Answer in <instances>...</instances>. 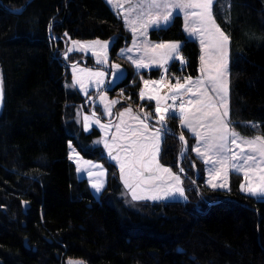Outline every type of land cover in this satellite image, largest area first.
<instances>
[{
    "label": "trees",
    "instance_id": "1",
    "mask_svg": "<svg viewBox=\"0 0 264 264\" xmlns=\"http://www.w3.org/2000/svg\"><path fill=\"white\" fill-rule=\"evenodd\" d=\"M26 1L0 0V264H264V200L238 191L237 181L228 190L193 192L188 201H140L131 209L95 199L69 158L71 141L83 156L111 166L101 147L87 145L96 129L79 133L65 121L78 103L97 112L64 85L70 73L58 55L66 39L114 38L111 58L126 75L102 90L112 96L124 90L134 105L151 107L154 101L138 97L141 82L169 76V83L184 84L199 72V46L184 36L180 21L147 35L182 40L178 55L185 63L171 59L137 75L116 55L136 34L105 0H30L12 10ZM225 11L215 4L230 39V122L246 136L264 135V0H228ZM166 122L175 133L181 128L177 118ZM183 135L189 151L192 139ZM180 142L164 134L161 163L175 167ZM118 188L108 174L107 189Z\"/></svg>",
    "mask_w": 264,
    "mask_h": 264
},
{
    "label": "snow or ice",
    "instance_id": "2",
    "mask_svg": "<svg viewBox=\"0 0 264 264\" xmlns=\"http://www.w3.org/2000/svg\"><path fill=\"white\" fill-rule=\"evenodd\" d=\"M215 0H135V3H130L125 10L123 5H117L113 3V0H106L114 9L117 10V15L123 16L125 26L129 27L135 34L137 29L136 25L140 27V35H145L148 28H159L162 25L166 26L173 18V12L171 9L178 8L185 12V30L190 35L199 34L201 36L202 49L211 48L212 52L216 54V61L212 62L211 57L206 59L205 55L201 56V73L202 77L192 80L190 77L185 80L184 84L180 83V78H176V84L169 88L170 95L165 96H149L148 99L156 100V114H158V123L161 127L156 128L149 135V125L145 123V120L149 118L151 114H146L144 120H140L142 128L129 129L131 132L132 147L127 149L131 152V157L128 158L127 164L125 161H120L121 179L124 186L131 193V199L134 201L150 199L161 200L168 198H184L185 189L182 186L181 176L173 173L170 168L160 165L158 160V154L160 151L159 142L162 139L163 132L167 131L166 115L170 114L173 118L176 116L175 104H167V100L177 101L179 98V111H180V123L185 128L190 130L197 138V145L192 149L198 156L204 158L205 163L213 165L209 169L210 179L207 181L209 186L215 188H225L229 186L225 183H213L212 173H216L217 176L223 172L224 176H227L229 171L236 173H242L247 180L249 177V171L247 169L258 170L261 175L259 180L261 183L256 187H245L241 184V190L249 193L250 195L257 196L261 200H264V136H256L252 139H245L240 136L235 130L230 127V121L228 119V108L226 103L227 97V46L229 43V37L220 30L216 24L212 15V5ZM190 10V11H189ZM191 24H198L200 27H191ZM68 34L65 33V36ZM207 36L209 43L206 44L204 37ZM109 41H91L81 43L79 41H71L72 47L67 49L65 56L68 52L73 50L87 51L94 46L106 50L109 46ZM135 46V44H134ZM152 49H164L163 55L166 60L180 59L181 63H185L182 57H179V42H170L164 44L153 45ZM125 50H121L123 54ZM127 51H131L128 49ZM98 63H107V56L105 54L104 59L99 58L97 53ZM131 59V57H129ZM156 62V61H154ZM166 62V61H165ZM132 63L137 68L148 67L142 61L132 60ZM116 69L113 75V81H110V86L114 84L115 80H118L123 72L120 71V65L116 64L112 66ZM74 71L76 65H73ZM80 72L88 71L91 76L98 77L96 81L97 85L103 84V77L105 73L103 71L91 72L87 69H79ZM207 77V85L210 86V90L215 93L218 100L213 101V98L209 95V88L205 87V80L203 77ZM145 85L149 84V81H144ZM157 83V82H153ZM74 84H80L81 88L84 85L81 80L74 77ZM193 86L196 87V91L193 93ZM203 89V90H202ZM86 91V90H85ZM192 93L197 99H191L188 101L193 107L191 110H186L184 107V100L182 93ZM140 96L143 99L145 92L141 90ZM161 101H164V106L161 107ZM119 101L112 100L110 103L115 105ZM110 113L111 109L105 106ZM127 112H131L132 109H126ZM95 115V114H94ZM123 117L124 113L118 114ZM85 121L89 120V117L84 118ZM139 120V117H134ZM100 123L99 119L95 121ZM102 128L108 127V125H100ZM256 127V125H251ZM120 126L117 125L119 131ZM199 129H204L203 132ZM87 130V125H86ZM116 137H113L115 140ZM154 139V144H149L148 141ZM179 139L184 142V149L181 150V155L187 150V141L183 134ZM241 145L247 146L241 148ZM105 147H108L105 144ZM239 148V151H235ZM203 149V150H202ZM109 155H112V150L109 148ZM214 157V158H213ZM70 159L73 156L70 155ZM113 159H118L117 156H113ZM102 167V166H94ZM127 168V170H126ZM77 171H82L81 168H77ZM180 173L184 172L183 168L179 169ZM147 174V175H146ZM254 174V173H253ZM89 177H92L91 171L88 172ZM103 175H100L92 181V188L97 194H99L103 187ZM99 181V182H97ZM251 183V181H249ZM139 190V191H138ZM71 264V262H70Z\"/></svg>",
    "mask_w": 264,
    "mask_h": 264
},
{
    "label": "rangeland",
    "instance_id": "3",
    "mask_svg": "<svg viewBox=\"0 0 264 264\" xmlns=\"http://www.w3.org/2000/svg\"><path fill=\"white\" fill-rule=\"evenodd\" d=\"M226 2H228V0H215V2L212 5V15L215 19L216 24L219 26L220 30L223 31L224 34L228 36V34L218 24L215 13H214V7L216 4L218 11L221 14L225 15ZM113 3L117 4V5H123L124 9L126 10L130 3H135V0H113ZM109 6L117 12V10L114 9L110 4H109ZM171 11L173 12V18L169 24H167L166 26L162 25L159 28L150 27V28H148V30H152V31H157V30H161V29L165 30L168 27H170L174 23L175 20H179L181 30H182L184 36L187 39L195 40L197 42L199 49H200V58L202 55H205L206 59H209V57H211L212 62H215L216 61V54L214 52H212L211 48L209 47V48L202 49L201 42H200L201 36L199 34L190 35L189 32H187L185 30V26H184L185 25V12H184V10L174 8V9H171ZM123 23H124V20H123ZM190 26L191 27H197V28L200 27L198 24H191V23H190ZM136 29L140 31L139 25H136ZM141 37H144L146 40L142 41V39H141V42L136 43L135 39L133 38L134 40H132V42L118 48L116 50V55H117V58L120 60V62H123V61L128 62L129 61V63L131 65H133L132 60L142 61L144 64L148 65V67H144L143 70L149 69V71L153 70V69H157L159 66H162L164 63L168 62V60H166V57L163 55L164 49L153 50L152 49L153 45L170 43V42H179V44L182 45V42H183L180 39H154V38L150 39L147 35V32L145 35H141ZM204 39L206 41V44L209 43V39L207 36H205ZM96 40H99L101 42L109 41L110 43H109L108 48L106 50H104V49L100 48L99 46H94L87 51L73 50L71 52H68L67 56H65L67 49L70 46L72 47L71 41H79L81 43H86V42H91V41H96ZM113 42H114V38H108V39L93 38V39H86V40H68V42L65 44L64 48L61 50V52L63 53L62 55L68 61V63H65V62L64 63L68 67V73H70V76L65 80V83H64L66 89L69 91L77 90L81 94V96L83 97L84 103L86 102L87 104H89V105L93 106L95 109H97V112H94V110L86 109L84 104L78 103L65 116V121H67V122L72 121L74 124L76 123L79 133L83 131L84 133L89 134V133H91V131L93 129H96L98 131V135L94 136L93 139H91L87 145L90 148L101 147L103 149L104 155L107 158V161L111 164V166L109 167L107 164L104 163V161H102L100 159L89 158V157L83 156L80 153V151L78 150V148L76 147V145H74L71 141H69L68 142L69 157H70V155L73 156L71 161H73L75 163L76 169L78 167L82 169V171H80V172L77 171L78 176L80 178H84L87 180L88 185H89L95 199H97V200L106 199L107 201H109L113 204H117V203L121 202L124 206L129 207L131 209H137L138 208L137 204L140 201H150L151 202V201H167V200H176V199L181 200V201H188L189 194H191L193 192L196 194V192H198V191L200 192L203 188H212L211 186H209L207 181L210 179L209 169L211 167H213V165L205 163L204 158L198 156L197 153L192 150L197 145V138L194 136V134L190 130H188L183 125H181L180 114H179L178 119H179V124H180L181 128L179 127L177 134H179V135L185 134L186 139L191 138L192 141L190 140V142H189L191 148L188 151V149H189V146H188L187 150L184 152V154L181 155V150L183 149V144L181 142H180V144L178 143V146H177V144H175V149L177 152L176 157H175V163H176L175 167L172 168L170 166L164 165L160 161V153H161L160 151H161V146H162V140H163L164 134H166L165 132H163L162 139L159 142L160 151L158 154V160H159L160 165H162L163 167H166V168H170L173 173L179 174L181 176L182 186L185 189L186 199L178 198V197L177 198L161 199V200L144 199V200H139V201H134L131 199V193L128 191V189L125 188L123 180L121 179L120 161H125L127 164L128 158L131 157V152L127 151V149H129L133 146L132 142H131V132L128 130L129 129L142 128V125L140 124V120H142V118L141 119L139 118V120L134 119V117H137L138 115H137V111L133 108V106L135 108H140V107L134 105L137 102V100L134 101L133 97L130 98V96H128L124 90L116 89L114 91V96H112L108 90H102L103 87H108V89H110L112 87V85L113 86L115 85V84H112L110 86V84H109L110 81H113V75L116 72V69H113V67H112L114 65L113 63L117 62V61H112L113 59L111 58V54H110V48L112 47ZM229 42H230V39H229ZM134 44H135V46H134ZM122 49L125 50L123 52V54H121ZM128 49H131V51H127ZM97 53L99 54V58L101 60L104 59L105 54H106L107 63H98L97 62V55H96ZM71 57H75V59L70 60ZM129 57H131V59H129ZM85 58L88 59L87 62H86ZM154 61H156V62H154ZM73 65H76L75 71H74ZM109 66H110V70H109ZM133 68L131 70L134 72L136 69L134 68L135 69L134 70ZM201 68H202V64H201V59H200L199 72L196 76L191 77L192 80H196L197 78L202 77ZM79 69H87V70H91V72L103 71L105 73V76L103 77L104 83L97 85L96 81L100 78L95 77V76H91L88 71L80 72ZM111 70H112V72L110 73ZM120 71H122V69H120ZM137 71H135V72L138 75L139 72H137ZM124 72H125V70H124ZM142 73H144V72H142ZM124 75H126V74L123 73V75L120 78H122ZM74 77L78 78L79 80L82 81V83L84 85L83 89L81 88L80 84H74ZM138 78H140V77H137V79ZM167 78H169V76H166V78L163 77L162 81L158 80L157 78L147 79L146 81H149L148 85H145L144 82H141V85L139 86V89H138L139 99L140 100H152V101H154V105H155V109H156V100L155 99H148V97L149 96L154 97V96L168 95L169 94V88L172 86L171 83L173 84L174 81L169 83ZM203 79L205 80L204 86L209 88V95L213 98V101L216 102L218 100V97H216L215 93H213L210 90V86L207 85V77L205 76V77H203ZM107 80H108V82H107ZM153 82H157V83H153ZM141 90H143L145 92V97L143 99L140 96ZM230 90H231V84H230V43H228V46H227V97H226L228 112H229V105H230ZM195 91H196V87L193 86V93ZM122 93H125L126 95H124ZM109 94L111 95V97L109 96ZM182 94H183V96H185L187 94V92H184ZM122 98H124L125 101H130L128 103H130L132 106H128V105L127 106L132 108V111L131 112H127L126 110L121 111V109H122L121 108L120 109L121 112L119 111V113H124V115H123V117L119 116V118H116V116L118 114V112H117L118 110L115 111V109H114L116 104L112 105L110 102L112 100H117V99H122ZM197 98L198 97L193 96L192 93H188V99H185V102H186L185 104L187 105V107L185 109L191 110V108L193 106L190 105L188 103V101L191 99H197ZM164 103H165L164 101H161V107L164 106ZM68 104H70V103H68ZM106 105L108 106V108L111 109L110 113L108 112L107 108L105 107ZM123 106L126 107V105H123ZM146 106H147V104L142 105V108H143L142 111H145V114H151L150 115L151 120L155 119V122L158 123L157 122L158 119L155 118V117H157V114H154V113H152L151 110L146 109ZM72 111H74V112L71 113ZM142 111H140V112L142 113ZM115 114H116V116H113ZM86 116L89 117V120H87V121H85V119H84ZM97 119H99V121H100L99 124H97L95 122ZM228 119H229V121H231L230 115H228ZM145 123H147V122H145ZM251 124L256 125V127H257V123H251ZM86 125H87V130H86ZM100 125H108V127L102 128ZM117 125L120 126L119 131L117 130ZM148 125H149V135H150L151 132H153L156 128H155V124H154V127L151 124H148ZM157 125H160V124L158 123ZM166 125H168L167 122H166ZM230 127L233 130H235L232 127L231 123H230ZM199 131L203 132L204 129H199ZM235 131L237 133H239L237 130H235ZM74 133H76V132H73V134ZM77 134H74V135H77ZM239 134L241 137H243L245 139H252L256 136H264L258 132H255V134L247 135V136L245 134H241V133H239ZM114 136L116 137L115 140H113ZM155 142L156 141L154 139L148 141V143L150 145L154 144ZM174 142L175 141H173V139H170V141H168V143H174ZM105 144H107L108 147H105ZM240 147L246 149L247 146L241 145ZM109 148H111V150H112V155H109ZM239 150H240L239 148L235 149V151H239ZM113 156H117L118 159H113L112 158ZM183 162H185L188 165V167H185V165H183ZM94 166H102V167H94ZM197 167L201 168V171L203 173V181L202 180L199 181L196 178L199 175V171H198ZM180 168L184 169L183 173H180V171H179ZM126 170H127V168H126ZM247 170L249 171V177L247 180L245 179V177L242 173H236L233 171H229L227 173L226 177L224 176L223 172H221V174L219 176H217L216 173H212V177H211L212 182L213 183H225L229 186L227 189L219 188V187L218 188L223 189V190H228L229 188L230 189L232 188L233 182L237 181L238 191L249 194V193L241 190V187H240L241 184H244L245 187H256L257 185H259L261 183V181L259 180V176L261 175V173H259L258 170H255V172L252 169H247ZM89 171H91L92 177H89V175H88ZM101 172L104 173V175H103L104 187H103L102 191L99 194H97L95 192V190L92 188V181L95 180L100 175ZM108 174L115 175L119 180V188L117 190H115V192H113V193H112V189H107ZM249 181H251V183H249ZM97 182H99V181H97ZM108 192H110L112 194L106 195ZM197 194L196 195L200 197L199 193H197ZM257 198H259V197H257ZM225 199H227V198H225ZM193 200H194V202H196V200L194 198H193Z\"/></svg>",
    "mask_w": 264,
    "mask_h": 264
},
{
    "label": "bare ground",
    "instance_id": "4",
    "mask_svg": "<svg viewBox=\"0 0 264 264\" xmlns=\"http://www.w3.org/2000/svg\"><path fill=\"white\" fill-rule=\"evenodd\" d=\"M66 42H67V39H66V41L64 42V46H65V44H66ZM59 55H62L61 53L59 54ZM62 57H64L63 55H62ZM63 60V62H65V63H68V61L65 59V58H63L62 59ZM85 60H86V62L88 61V59H86L85 58ZM175 84V83H174ZM122 94H124V95H126L125 93H122ZM168 95H170V93L168 94ZM182 97H183V100H184V107H186V102H185V99H184V96H183V94H182ZM172 101L171 99H168L167 100V104H169L168 103V101ZM122 101V102H121ZM119 102H120V104H126V105H128V102L127 101H125V100H119ZM117 104V103H116ZM119 104V105H120ZM172 104H175V112H176V116L174 117V118H177L178 119V116H179V114H180V111H179V104H180V100H179V98L177 99V101H172ZM118 105V106H119ZM129 105H130V103H129ZM118 106H117V108L115 109V107H114V109L117 111L118 110ZM147 107H148V105L146 106V109H147ZM137 109V108H136ZM143 110V108H142V105L140 106V109L138 110L137 109V112H140V111H142ZM143 112V114L144 115H142L141 117L143 118V120H144V118H145V111H142ZM118 113H119V110H118ZM118 115V114H117ZM156 118V117H155ZM171 118H173L170 114H168V115H166V120L167 119H171ZM141 119V118H140ZM179 120V119H178ZM145 122H147L148 124H151L153 127H154V124H155V128H159V127H161V125H157L158 123H156L155 121H154V119L153 120H151V118L150 119H147V120H145ZM167 131L169 132L168 134H172V132L173 131H171L170 129H168L167 128ZM166 133V132H165ZM176 136H178V134L176 133ZM179 137V136H178ZM182 144H183V142H182Z\"/></svg>",
    "mask_w": 264,
    "mask_h": 264
},
{
    "label": "crops",
    "instance_id": "5",
    "mask_svg": "<svg viewBox=\"0 0 264 264\" xmlns=\"http://www.w3.org/2000/svg\"><path fill=\"white\" fill-rule=\"evenodd\" d=\"M119 16L121 17V19H123L122 14L119 15ZM126 27H127V26H126ZM127 28L130 29L129 27H127ZM130 30H131V29H130ZM131 31H132V30H131ZM132 32H133V31H132ZM135 34H136V36L133 37V38L135 39L136 43L141 42V39H142V41H143V40H146L144 37H141V35H140V31H139V30H137ZM134 39H133V40H134ZM131 42H132V41H131ZM70 47H71V46H70ZM111 63H112V62H111ZM126 63H127L128 68L132 69V68L134 67V68L136 69V70H135V69L133 68L135 71L144 68V67H143V68H137L135 64L132 63L133 65H131V64L129 63V61L126 62ZM109 64H110V63H109ZM113 64L116 65L117 63H113ZM120 67H121V66H120ZM159 67H160V66H159ZM113 69H114V68H113ZM113 69H112V70H113ZM120 69H122L123 73L125 74V72H124L125 69H123L122 67H121ZM112 70H111V72H112ZM111 72H110V73H111ZM115 82H116V80H115ZM115 82H114V83H115ZM175 84H176V83H175ZM171 85H174V83H173V84L171 83ZM184 99H188V93L184 96ZM96 105H97V104H96ZM122 106H123V104H120V105H119V111H120V108H121ZM186 107H187V105H186ZM186 107H185V108H186ZM128 108H130V107H128V106H126V107H124V108L122 107L121 111L126 110V109H128ZM131 109H132V108H131ZM121 111H120V112H121ZM118 114H119V113H118ZM113 116H116V114L113 115ZM116 118H119V115H117ZM117 120H118V119H117Z\"/></svg>",
    "mask_w": 264,
    "mask_h": 264
},
{
    "label": "water",
    "instance_id": "6",
    "mask_svg": "<svg viewBox=\"0 0 264 264\" xmlns=\"http://www.w3.org/2000/svg\"><path fill=\"white\" fill-rule=\"evenodd\" d=\"M30 0H27L25 2V4L19 8V9H12L13 11H16V12H19L21 11L25 6L26 4L29 2ZM51 33V32H50ZM52 35V34H51ZM53 39H55V37L52 35ZM58 57H60L61 59H63L64 57H62V55H58ZM108 82V80H107ZM3 81H2V75H1V70H0V111H1V108H2V104H3ZM122 102V101H121ZM120 104V102H118L116 105H115V109L117 108V106ZM129 105V103H128ZM131 106V105H129ZM166 133H169L168 131H166ZM172 134H176L175 132H172ZM178 136L180 137V135L178 134ZM185 145H184V142H183V149H184Z\"/></svg>",
    "mask_w": 264,
    "mask_h": 264
},
{
    "label": "flooded vegetation",
    "instance_id": "7",
    "mask_svg": "<svg viewBox=\"0 0 264 264\" xmlns=\"http://www.w3.org/2000/svg\"><path fill=\"white\" fill-rule=\"evenodd\" d=\"M68 40H71V39H67V42H68ZM67 42H66V43H67ZM122 107L124 108V106H122ZM122 107H121V108H122ZM121 108H120V109H121ZM147 109H148V110H151L152 113L156 114V109H155V105H154V103H153V105H152L151 107H147ZM115 111H116V110H115ZM117 112H118V111H117ZM133 113H134V112H133ZM137 115H138L137 117L142 118L141 116L144 115V114H143V112H142V113H141V112H137ZM148 119H150V116H149ZM156 119H158V114H157ZM142 120H143V118H142ZM154 121H155V119H154Z\"/></svg>",
    "mask_w": 264,
    "mask_h": 264
},
{
    "label": "built area",
    "instance_id": "8",
    "mask_svg": "<svg viewBox=\"0 0 264 264\" xmlns=\"http://www.w3.org/2000/svg\"><path fill=\"white\" fill-rule=\"evenodd\" d=\"M168 103H169V105H171L172 104V101L169 100Z\"/></svg>",
    "mask_w": 264,
    "mask_h": 264
}]
</instances>
